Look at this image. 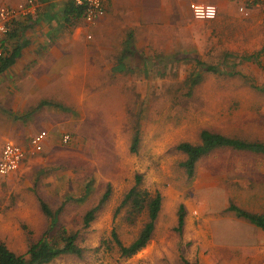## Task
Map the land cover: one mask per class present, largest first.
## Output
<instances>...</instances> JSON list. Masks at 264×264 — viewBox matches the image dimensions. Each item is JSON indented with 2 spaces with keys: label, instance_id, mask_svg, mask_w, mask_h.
Instances as JSON below:
<instances>
[{
  "label": "rangeland",
  "instance_id": "1",
  "mask_svg": "<svg viewBox=\"0 0 264 264\" xmlns=\"http://www.w3.org/2000/svg\"><path fill=\"white\" fill-rule=\"evenodd\" d=\"M210 29V26L199 27L193 32ZM138 31L141 38L137 55L125 63L121 79L132 80L139 75L146 82H142L140 88H89L83 86L87 72H67L72 75L66 94L69 99L65 104L67 109L50 113L59 118L56 128L59 131L52 132L56 139L50 148L38 153L40 161L24 166L29 157L26 155L18 171L7 177L0 175V242L12 251L25 252L46 229L47 219L39 206V197L50 209H60V226L69 232H77L76 243L84 248L81 256L65 254L47 264H200L202 257L210 255L223 264L232 259L233 249L221 251L196 247L183 230L184 226L180 230L177 228L178 207L185 202V188L191 180L180 165L184 156L176 145L198 142L200 128L215 124L218 117L229 132L234 112L247 111L244 108L248 107L247 101L238 104L242 106L241 110L236 108L237 101L246 96L238 93L237 85L217 87L205 83L217 79H264V57L257 70L246 63L233 75L230 72L236 65L229 64L233 59L220 56L217 61V57L203 56L201 59L217 64L221 71L210 72L201 85L189 89L183 82L187 71L179 70L195 64V55H185L186 52L173 55L164 48L157 52L151 44H162L157 39L158 34L153 35L154 31H151V38L148 37L147 25ZM153 59L161 64L158 72H149ZM143 60L146 61L144 68L136 72V67L141 64L136 65V61ZM169 64L177 65L171 67L176 71L166 72ZM112 74L116 75L115 72ZM154 77L157 84L147 85V79ZM1 102L0 99V139L16 138L25 150L30 149L25 142L34 121L28 113L11 111ZM77 111L81 115L78 118ZM138 121L143 124L141 142L137 152L132 153L130 145ZM64 133L70 135L67 143L61 140ZM200 172L203 175L202 169ZM136 173L142 174L145 188L162 194V206L148 244L134 255L123 257L111 240L110 232L115 228L119 239L129 244L145 220L144 213L130 218L129 206H119ZM88 182L90 189L85 191ZM108 186L110 193L106 203L85 227V212L98 202ZM51 239L56 244L60 242L57 235L53 234ZM263 239L264 235L259 241Z\"/></svg>",
  "mask_w": 264,
  "mask_h": 264
},
{
  "label": "crops",
  "instance_id": "2",
  "mask_svg": "<svg viewBox=\"0 0 264 264\" xmlns=\"http://www.w3.org/2000/svg\"><path fill=\"white\" fill-rule=\"evenodd\" d=\"M22 1L0 0V5L15 6ZM193 2L214 4L217 8L216 17L210 20L193 18L190 13V4ZM240 2L105 0L104 15L94 25H90L81 14L73 16L67 13L71 0H38L37 14L29 18H16L10 26L11 33H6L0 42V55L7 56L13 51L18 53L14 63L0 74V79L4 78L0 80L1 103L11 111L28 113V117L34 121L25 143L30 145V138L45 130L43 150L50 148L56 139L53 133L59 131L56 129L59 118L50 113L55 114L58 109L66 110L65 104L69 102L66 94L72 75L69 76L67 72H87L83 86L89 88H140L142 82H146L139 75L132 80L121 79L126 62L134 60L137 55L136 49L141 38L138 29L145 25L148 37L151 38V31H154L153 35L157 33V39L162 41L161 45L151 44L157 52L161 48L168 49V53L173 55L186 52L185 55H195L204 64L216 68L215 71H209L196 63L185 65V70L179 71H187L183 82L189 89L201 85L203 79L211 75L210 72L221 71L216 67L217 64L205 62L203 59L206 57H217V61L220 56L233 59L229 64L236 67L231 74H237L246 63L252 64L256 68L254 70H257L264 57V51L259 54L264 46V0L250 8L249 17L238 10ZM205 26H210V31L193 32L194 28ZM128 39L131 54L122 58L121 53ZM247 56H256L257 59H243ZM156 60H151L149 72L160 70L161 64ZM136 62V65L141 63L140 67H136L138 72L144 68L146 61ZM175 66L167 65L166 72L176 71L171 69ZM114 72L116 75L112 74ZM197 74L200 79L194 81L193 77ZM154 82H158L155 77L147 79V85H153ZM205 84L217 87L231 84L239 86L238 93L246 97L237 101L236 108L241 110L242 106L239 105L247 101L248 107H244L247 111L234 112L229 132L221 117H218L215 124L200 128L198 142L189 143L200 144V132L208 130L264 145V79H217L206 81ZM7 101L10 103L7 104ZM45 113L49 115L44 116ZM80 116L77 111L76 117ZM142 125L137 122L139 143ZM15 139L2 137L0 151L6 141L20 143ZM27 155L28 159L22 162L24 166L41 160L38 153ZM189 178L191 182L189 184L190 180L187 181L186 199L182 203V226L192 245L221 251L233 249L232 259L223 264H264V239L259 241L264 235V229L246 215L240 214L264 215V152L230 146L214 147L196 160L193 175ZM197 240L199 243L196 244ZM216 259L213 255L204 256L200 264H219Z\"/></svg>",
  "mask_w": 264,
  "mask_h": 264
},
{
  "label": "trees",
  "instance_id": "3",
  "mask_svg": "<svg viewBox=\"0 0 264 264\" xmlns=\"http://www.w3.org/2000/svg\"><path fill=\"white\" fill-rule=\"evenodd\" d=\"M67 13L73 16H80L81 9L70 3ZM13 22V21H12ZM11 22V24H12ZM9 30L10 32V26ZM7 32V33H8ZM11 33V32H10ZM130 40H127L126 45L122 51V58L131 54ZM264 51V46L259 51V54ZM18 53L13 51L7 56L0 55V74L7 70L15 61ZM245 60L257 59L256 56L243 57ZM195 63L209 71H215L216 68L211 65H206L198 59H195ZM200 76L197 74L193 77L194 81H198ZM200 144H192L189 142H179L176 145L177 150L185 155L180 165L184 168L187 176H192L194 172V165L196 160L203 154L210 151L217 146H230L237 149H247L254 152H264V145L260 143H252L227 137L221 134L212 133L208 130H202L200 132ZM139 133L133 136L130 152L136 153L139 146ZM143 176L140 173H136L134 176L133 184L124 193L119 206H129L130 218H135L138 215L144 213L145 220L134 239L129 244H124L118 237L115 228L110 232V238L114 245L117 247L118 252L123 257H130L143 249L151 239L155 221L159 215L162 206V194L155 190L153 193L143 186ZM90 183L88 182L84 190L90 189ZM110 188H106L98 202L89 208L83 216V224L87 227L96 217V213L103 206L109 196ZM67 198V197H66ZM68 199V198H67ZM39 206L47 219V227L42 232L41 236L31 243L27 250L21 254H18L9 249L3 242H0V264H47L61 255L71 254L81 256L84 248L76 243L78 233L69 232L64 227L60 226L58 213L60 209L52 210L41 198L38 197ZM119 208V207H118ZM117 208V210H118ZM233 209V207H230ZM116 210V211H117ZM115 211V212H116ZM239 211V210H237ZM242 215H246L254 224L264 229V215L252 216L240 212ZM178 222L177 228L180 230L184 220V206L182 204L178 207ZM57 235L60 239L59 244L52 241V235ZM107 244V242H106ZM187 264V263H186Z\"/></svg>",
  "mask_w": 264,
  "mask_h": 264
},
{
  "label": "built area",
  "instance_id": "4",
  "mask_svg": "<svg viewBox=\"0 0 264 264\" xmlns=\"http://www.w3.org/2000/svg\"><path fill=\"white\" fill-rule=\"evenodd\" d=\"M105 0H71L72 4L81 9L82 18L89 24L95 23L104 15ZM261 0H241L238 10L244 16L249 14L250 8ZM38 0H23L21 3L12 6L0 5V42L9 30V25L16 18H29L37 14ZM191 16L199 20L214 19L217 8L211 3L193 2L190 4ZM46 131L41 130L30 138V149L25 150L23 146L16 142L6 141L0 151V175L10 176L20 168L24 157L40 153L43 150ZM70 135L64 133L61 137L62 142L67 143Z\"/></svg>",
  "mask_w": 264,
  "mask_h": 264
}]
</instances>
